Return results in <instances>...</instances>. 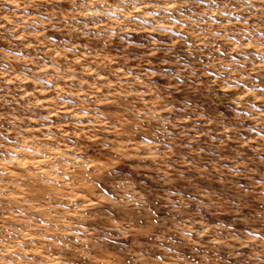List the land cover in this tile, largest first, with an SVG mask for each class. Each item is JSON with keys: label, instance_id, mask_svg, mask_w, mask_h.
<instances>
[{"label": "rangeland", "instance_id": "obj_1", "mask_svg": "<svg viewBox=\"0 0 264 264\" xmlns=\"http://www.w3.org/2000/svg\"><path fill=\"white\" fill-rule=\"evenodd\" d=\"M170 2L0 0V264H264V0Z\"/></svg>", "mask_w": 264, "mask_h": 264}, {"label": "snow or ice", "instance_id": "obj_2", "mask_svg": "<svg viewBox=\"0 0 264 264\" xmlns=\"http://www.w3.org/2000/svg\"><path fill=\"white\" fill-rule=\"evenodd\" d=\"M209 2H214V0H209ZM200 3L203 4L204 0H200ZM129 7H131L136 13H139L141 10H144L148 14L154 13V7L156 9L155 14H159V10H163L165 12L171 10L173 12L177 11L181 7H187V4L177 5L176 3H168L166 6L163 4H159L158 0H129ZM131 19L138 20L140 19L139 15L131 16ZM59 53H57L58 55ZM264 59V57H262ZM262 96H264V89L260 90ZM242 99V98H241ZM262 111H264V105H262Z\"/></svg>", "mask_w": 264, "mask_h": 264}]
</instances>
